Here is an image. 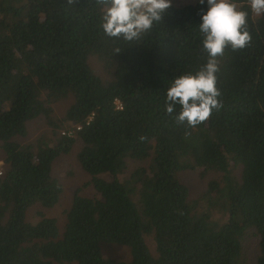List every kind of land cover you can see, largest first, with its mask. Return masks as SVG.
Wrapping results in <instances>:
<instances>
[{
	"label": "trees",
	"instance_id": "1",
	"mask_svg": "<svg viewBox=\"0 0 264 264\" xmlns=\"http://www.w3.org/2000/svg\"><path fill=\"white\" fill-rule=\"evenodd\" d=\"M237 4L249 11L251 42L219 58L222 107L190 127L166 113L165 95L206 62L199 2L172 5L130 43L103 33L99 0H0V264H264V15ZM40 118L53 141L22 144ZM75 148L90 181L64 226L42 213L29 221L31 207L61 202L55 165ZM198 170L219 174L204 203L177 176ZM88 187L95 196L81 194ZM248 233L255 262L244 252ZM105 244L128 247L130 258L105 257Z\"/></svg>",
	"mask_w": 264,
	"mask_h": 264
},
{
	"label": "clouds",
	"instance_id": "2",
	"mask_svg": "<svg viewBox=\"0 0 264 264\" xmlns=\"http://www.w3.org/2000/svg\"><path fill=\"white\" fill-rule=\"evenodd\" d=\"M200 46L206 62L195 72L176 76L166 89L165 111L180 124L195 127L222 107L217 86L219 58L226 49L246 48L251 42L249 11L238 7L237 0H198ZM103 5L99 27L114 40L137 42L161 22L172 0H99ZM252 13L264 15V0H249ZM120 52L119 48L114 50ZM177 109H179L177 111Z\"/></svg>",
	"mask_w": 264,
	"mask_h": 264
},
{
	"label": "rangeland",
	"instance_id": "3",
	"mask_svg": "<svg viewBox=\"0 0 264 264\" xmlns=\"http://www.w3.org/2000/svg\"><path fill=\"white\" fill-rule=\"evenodd\" d=\"M198 0H172V5L183 6L189 4H195ZM254 17L257 18L254 14ZM93 67L96 69V72L101 75L104 79L108 78L105 72H103L101 63L98 60H92ZM68 108V104L60 103L54 105V120L56 122L62 120L65 116V112ZM53 128L46 123L45 119H37L28 124V136L25 139L19 138L22 144H34L42 140L43 138H47L53 141ZM66 129L59 131L62 135ZM77 148H75L69 155L61 157L55 165V173L60 178L61 182L64 186V194L62 196L61 202L52 209H45L40 205L33 206L29 209L27 218L31 222H38L40 220L39 214L42 213L49 217L58 218L60 226H64L65 223V211L70 207L72 198L76 189L82 187L84 184L90 181V177L81 169L78 164L77 158ZM1 157V154H0ZM0 164L2 165V161L0 160ZM130 172L134 170V168L138 165V163H134L133 161L129 162ZM217 173L209 172L204 173L203 170L198 171H185L179 172L178 178L186 183L191 189V197L194 200L199 201L200 203H204V200L201 198L204 196L206 191L208 182L212 179L218 178ZM106 178L111 179V176L105 175ZM120 178H124V175H119ZM82 195L84 196H95L96 192L93 187H88L83 189ZM214 216L216 218L220 217V214L215 212ZM251 234L245 235L244 238V252L247 259L252 262H255L256 251H257V240L253 237L251 238ZM148 243L150 247L153 249V241L151 237H148ZM104 256L107 258H111L117 261L120 260H128L130 258V250L126 246L116 245V244H105L103 246Z\"/></svg>",
	"mask_w": 264,
	"mask_h": 264
},
{
	"label": "built area",
	"instance_id": "4",
	"mask_svg": "<svg viewBox=\"0 0 264 264\" xmlns=\"http://www.w3.org/2000/svg\"><path fill=\"white\" fill-rule=\"evenodd\" d=\"M117 105H118V107L119 108H121V104L118 102L117 103ZM82 127L81 126H77L76 127V130H80ZM63 134L65 135H68V136H72V135H74L75 134V131H68V132H66V131H64L63 132ZM3 172H2V165L0 164V175L2 174Z\"/></svg>",
	"mask_w": 264,
	"mask_h": 264
}]
</instances>
